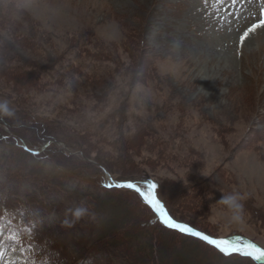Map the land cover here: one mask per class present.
<instances>
[{
  "label": "rangeland",
  "instance_id": "1",
  "mask_svg": "<svg viewBox=\"0 0 264 264\" xmlns=\"http://www.w3.org/2000/svg\"><path fill=\"white\" fill-rule=\"evenodd\" d=\"M261 6L264 0H0V103L8 106L0 111L27 136L45 124L57 149L90 167L92 178L102 171L110 183L105 166L144 192L149 182L155 190L160 184L174 217L194 227L182 224L264 248V27L240 41ZM0 131L7 132L2 123ZM0 149L20 154L6 141ZM33 166L21 158L23 171ZM133 192L98 203L99 226L113 207L116 246L135 253L150 244L153 264H252L153 227L151 212L160 218L142 211ZM233 192L244 197L243 223L219 202ZM16 236L0 219V264H37Z\"/></svg>",
  "mask_w": 264,
  "mask_h": 264
},
{
  "label": "trees",
  "instance_id": "2",
  "mask_svg": "<svg viewBox=\"0 0 264 264\" xmlns=\"http://www.w3.org/2000/svg\"><path fill=\"white\" fill-rule=\"evenodd\" d=\"M0 114V123L7 130V132L0 131V142L6 141L9 146L18 148L20 152V154L13 152V155H10L0 149V219H3L7 227L17 234V240L25 244L24 253L28 258L37 264L154 263L152 252L146 253L145 249V247L149 249L151 247L152 251L154 248L150 244L138 247L139 250L134 253L128 246H116L117 244L110 241L112 229L117 225L112 223L109 217L113 207L109 209L106 207L105 213L108 215L104 221L105 226H99L98 218L95 216L96 213L100 216L97 208L100 199L110 196L117 198L122 195L131 196L136 194L133 190L114 187L112 183L107 182L101 169L99 176L92 178L91 169L88 170L90 167L83 166L82 161H75L73 157H66L62 150L57 149L55 145L60 140L51 133L48 134L45 124H41V131L38 130L40 123L29 127L30 129L36 128L34 135L37 137L33 139L34 135H24L22 127L12 125L13 123L5 118L2 111ZM22 157L34 161V166L28 172L20 167ZM57 163H59L58 168L55 167ZM104 168L115 182L136 183L135 180L129 178V180L117 178L105 166ZM82 185L85 191L81 190ZM139 185L142 186V184ZM161 187L159 184L158 189L155 190L157 198H162ZM84 194L89 197L87 201H84ZM137 198L139 208L141 207L142 211L146 209L151 212L143 197L137 196ZM162 200L174 220L194 227L191 223L175 218L168 204L163 198ZM23 202L28 206L25 207ZM120 203L124 204L123 201ZM79 206L86 207L89 214L69 226L66 221L71 220V210ZM49 212L58 218L52 224L44 220ZM151 214L153 219L150 223L153 227L156 225L166 234L191 239L202 247L204 246L205 249L214 252L216 257L223 260L238 257L252 264H264L237 253L225 255L214 246L193 236L183 234L174 228L161 226L156 215L152 212Z\"/></svg>",
  "mask_w": 264,
  "mask_h": 264
},
{
  "label": "snow or ice",
  "instance_id": "3",
  "mask_svg": "<svg viewBox=\"0 0 264 264\" xmlns=\"http://www.w3.org/2000/svg\"><path fill=\"white\" fill-rule=\"evenodd\" d=\"M264 27V6L259 9V18L256 22L251 24L243 35L240 37L241 43L249 36V33L255 32L258 28ZM118 187H127L139 193L145 203L158 215L160 220L170 228L178 229L182 233H187L195 237H199L202 241L214 246L221 253L231 255L233 253L241 254L246 257H251L255 260H264V248L257 246L255 243L242 242L239 237L235 239L228 238H213L203 232L197 231L186 224L177 223L165 209V206L158 200L155 194L156 184L149 182L147 185L148 191H142L139 186L132 182L117 185Z\"/></svg>",
  "mask_w": 264,
  "mask_h": 264
},
{
  "label": "clouds",
  "instance_id": "4",
  "mask_svg": "<svg viewBox=\"0 0 264 264\" xmlns=\"http://www.w3.org/2000/svg\"><path fill=\"white\" fill-rule=\"evenodd\" d=\"M0 109L4 111L8 110L7 103H0ZM244 197L238 193L233 192L226 195H222V198L219 199L220 204H222L230 213H231V221L234 223H243L244 220V204L242 200ZM89 214V210L86 207L79 206L71 210V220L66 221V223L71 226L84 216ZM94 218V214H93Z\"/></svg>",
  "mask_w": 264,
  "mask_h": 264
},
{
  "label": "water",
  "instance_id": "5",
  "mask_svg": "<svg viewBox=\"0 0 264 264\" xmlns=\"http://www.w3.org/2000/svg\"><path fill=\"white\" fill-rule=\"evenodd\" d=\"M115 186H117V185H115ZM118 187V186H117ZM190 227V226H189ZM187 234V233H186ZM188 235H190V234H188ZM192 236V235H191ZM195 237V236H194ZM197 239H199V240H201L199 237H196ZM202 241V240H201ZM205 242V241H204Z\"/></svg>",
  "mask_w": 264,
  "mask_h": 264
}]
</instances>
